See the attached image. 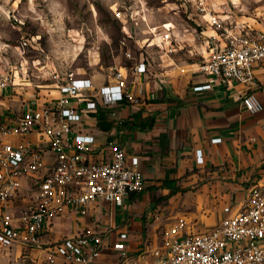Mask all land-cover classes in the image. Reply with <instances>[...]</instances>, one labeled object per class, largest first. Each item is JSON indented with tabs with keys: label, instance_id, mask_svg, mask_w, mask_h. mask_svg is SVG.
I'll return each instance as SVG.
<instances>
[{
	"label": "built area",
	"instance_id": "obj_1",
	"mask_svg": "<svg viewBox=\"0 0 264 264\" xmlns=\"http://www.w3.org/2000/svg\"><path fill=\"white\" fill-rule=\"evenodd\" d=\"M209 18L216 31L203 39L206 57L186 71L204 80L193 92L242 85L243 111L260 113L255 91H264V81L255 78L254 70L264 64V41ZM160 40L169 42V34ZM149 70L144 62L110 67L98 81L55 71L49 78L57 95L46 99L35 93L15 98L18 83L9 71H0V256L15 264H99L106 254L113 257L108 264H264L261 187H253L238 206L223 207L224 217L209 231L197 230L192 212L176 203L155 213L165 222L158 236L132 241L125 215L146 180L139 157L122 142L128 118L115 111L139 103L133 89ZM100 108L110 111L115 129L105 140L84 127ZM184 127L181 109L179 128ZM167 129L152 125V130ZM209 142L214 146L221 139ZM194 166L206 167L201 150L195 151ZM104 213L108 222L98 231L89 224L70 237L52 238L62 218L73 215L78 224L90 223Z\"/></svg>",
	"mask_w": 264,
	"mask_h": 264
},
{
	"label": "rangeland",
	"instance_id": "obj_2",
	"mask_svg": "<svg viewBox=\"0 0 264 264\" xmlns=\"http://www.w3.org/2000/svg\"><path fill=\"white\" fill-rule=\"evenodd\" d=\"M209 14L264 41V0H0V71H9L18 83L13 87L15 98L35 93L46 99L57 95L49 78L52 72L100 79L110 67L144 62L150 70L136 86L142 89L139 103L151 102L157 91L165 95V83L190 76L186 72L190 65L205 59L203 39L216 31L208 23ZM163 34H169V42H161ZM101 126L95 117L84 125L97 133ZM164 189L147 186L126 212L124 224L133 242L151 240L164 228V220L154 218L174 202ZM106 217L96 214L91 230L98 231L108 222ZM75 218L60 219L52 238L74 235L79 229ZM112 258L109 255L102 264ZM0 264L15 263L0 256Z\"/></svg>",
	"mask_w": 264,
	"mask_h": 264
},
{
	"label": "crops",
	"instance_id": "obj_3",
	"mask_svg": "<svg viewBox=\"0 0 264 264\" xmlns=\"http://www.w3.org/2000/svg\"><path fill=\"white\" fill-rule=\"evenodd\" d=\"M254 75L264 81V64L255 68ZM203 82L200 76L175 78L165 83V95L157 91L156 100L128 105L120 114L128 118L122 142L139 157L146 187L164 186L173 204H182L192 212L197 230L209 231L224 217L223 207L236 201L238 206L253 187L264 189V91H255L263 110L249 115L240 104L242 85H213L212 89L193 92L192 87ZM139 89L136 86V96ZM181 109L185 110L184 129L179 128ZM153 124L168 129L152 130ZM99 131L93 133L105 140L115 129ZM249 137H255L256 142H249ZM212 138H220L221 143L210 145ZM196 150L202 151L203 170L195 169ZM148 220L153 221V217ZM89 224L81 220L78 230Z\"/></svg>",
	"mask_w": 264,
	"mask_h": 264
},
{
	"label": "trees",
	"instance_id": "obj_4",
	"mask_svg": "<svg viewBox=\"0 0 264 264\" xmlns=\"http://www.w3.org/2000/svg\"><path fill=\"white\" fill-rule=\"evenodd\" d=\"M109 112L110 111H108L106 109L100 108L98 110V112L95 114V118L97 119V122L102 124V126L100 128V130L102 132H108L113 126V120H107V116L106 115H109ZM142 193L143 192H141V193L137 194L136 196L132 197L131 200L134 202L135 200H137V198H139V196Z\"/></svg>",
	"mask_w": 264,
	"mask_h": 264
}]
</instances>
